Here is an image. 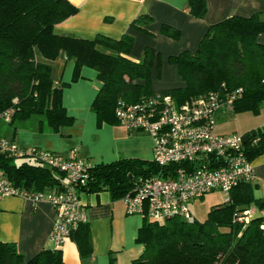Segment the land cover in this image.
<instances>
[{
  "label": "trees",
  "instance_id": "obj_1",
  "mask_svg": "<svg viewBox=\"0 0 264 264\" xmlns=\"http://www.w3.org/2000/svg\"><path fill=\"white\" fill-rule=\"evenodd\" d=\"M189 13L202 18L205 0H188ZM78 8L69 0H0V114L12 110L9 123L38 118L50 133L71 126L73 119L62 104L64 82H54L50 63L60 55L74 64L71 81L82 67L96 72L101 87L92 103L98 124H117L114 115L120 99L136 103L154 94L151 73L155 64L160 77L159 57L146 48L140 61L130 59L133 39L124 35L114 40L102 35L84 39L72 34H55L54 27L74 16ZM152 18L144 15L131 23L147 32ZM163 34L171 33L164 25ZM264 33V14L249 18L232 16L212 25L196 52L169 57L177 67L183 87L164 91L178 104L212 91L242 89L234 112L259 114L264 108V45L257 36ZM37 56L43 60L38 61ZM224 84V88L222 85ZM15 100V101H14ZM0 122H2L0 120ZM4 123V122H2ZM41 131V130H40ZM245 145L249 160L264 154V128L251 130ZM22 160L15 164L14 160ZM0 170L10 183L31 191H60L65 177L57 170L29 158L0 155ZM153 162L120 159L89 168L80 193L106 191L113 200L132 192L139 180L159 174ZM251 206L264 210V201L254 195L252 182L234 189L230 201L212 208L203 222L170 219L157 222L145 217L137 236L143 253L132 264H264V214L245 221ZM242 218V219H240ZM84 264H90L92 242L86 223L71 235ZM0 264H66L60 249L43 250L26 261L11 243L0 242ZM109 264H116L113 257Z\"/></svg>",
  "mask_w": 264,
  "mask_h": 264
},
{
  "label": "crops",
  "instance_id": "obj_2",
  "mask_svg": "<svg viewBox=\"0 0 264 264\" xmlns=\"http://www.w3.org/2000/svg\"><path fill=\"white\" fill-rule=\"evenodd\" d=\"M69 1L78 11L56 25L54 33L72 34L89 40L97 35L114 40L124 35L132 37L130 59L140 61L146 48L152 49L159 57V79L156 76V64L151 73V88L154 92L183 87L177 67L169 63L168 59L185 51L196 52L212 25L232 16L249 18L264 14V0H205L206 13L202 18L189 13L188 0ZM144 15L152 18V22L145 25L147 32L132 28V21ZM164 25L172 28L175 37L171 33L166 35L161 32ZM257 42L264 45V33L257 36ZM55 65L58 67L54 82L68 84L62 90V104L73 119V124L60 127L59 132L53 134L40 118H32L15 126L0 122V136L25 148L37 147L50 152L76 149L91 167L120 159L152 162V140L147 133L129 132L118 124H98L91 107L101 87L96 72L82 67L80 77L72 82L73 62L62 57L56 60ZM227 115L218 113L216 120ZM250 163L255 172L252 181L254 195L264 201V154L254 157ZM49 191L52 190L44 192ZM79 197L92 242L90 264H109L111 257L116 264H132L142 255L143 246L138 243L137 236L145 216L126 214L122 201L113 200L106 191L80 193ZM248 212V220L264 214V210H258L255 206H251ZM54 217L51 206L44 201L32 204L19 197H2L0 242L13 244L26 261L43 250L55 249L49 240ZM60 251L66 264H84L73 238L69 237Z\"/></svg>",
  "mask_w": 264,
  "mask_h": 264
},
{
  "label": "built area",
  "instance_id": "obj_3",
  "mask_svg": "<svg viewBox=\"0 0 264 264\" xmlns=\"http://www.w3.org/2000/svg\"><path fill=\"white\" fill-rule=\"evenodd\" d=\"M241 96V88L212 91L178 104L170 95L154 92L136 103L122 99L116 102L117 124L129 132L142 131L150 136L152 162L160 168L159 174L139 180L132 192L120 199L126 214L157 222L174 218L193 222L192 202L219 192L227 203L237 186L253 181L255 172L243 136L215 132L217 114L233 113ZM11 114L12 110H6L0 120L9 123ZM0 155L29 157L64 175L62 190L38 192L12 185L0 170V198L19 197L32 204L44 201L51 206L55 217L49 240L55 249H60L86 222L78 186L86 182L91 166L76 149L50 152L25 148L2 136ZM244 215L248 221L249 212Z\"/></svg>",
  "mask_w": 264,
  "mask_h": 264
},
{
  "label": "rangeland",
  "instance_id": "obj_4",
  "mask_svg": "<svg viewBox=\"0 0 264 264\" xmlns=\"http://www.w3.org/2000/svg\"><path fill=\"white\" fill-rule=\"evenodd\" d=\"M37 58L38 61L43 60L40 56H37ZM58 58H62V55ZM56 60L48 63L51 68L50 76L53 81L58 67V65H55ZM38 118L36 117L35 119ZM260 128H264V108L260 110L259 114H254L250 111H241L237 113H228L227 116L216 120V133L219 134H236L244 136L247 132ZM21 161L22 160L17 159L14 160V163L20 164ZM223 203V195L219 192H213L205 195V197L201 200H196L193 204H191L190 210L192 211V215L196 221L203 222L212 208L220 206Z\"/></svg>",
  "mask_w": 264,
  "mask_h": 264
},
{
  "label": "water",
  "instance_id": "obj_5",
  "mask_svg": "<svg viewBox=\"0 0 264 264\" xmlns=\"http://www.w3.org/2000/svg\"><path fill=\"white\" fill-rule=\"evenodd\" d=\"M250 139H251V135L250 134H245L243 136V143L246 144Z\"/></svg>",
  "mask_w": 264,
  "mask_h": 264
}]
</instances>
